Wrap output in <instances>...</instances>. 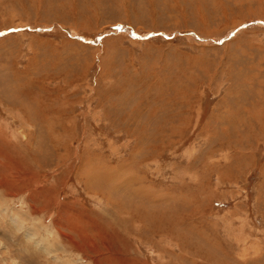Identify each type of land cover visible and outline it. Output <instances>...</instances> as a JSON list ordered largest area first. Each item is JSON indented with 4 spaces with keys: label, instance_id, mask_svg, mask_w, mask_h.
<instances>
[{
    "label": "rangeland",
    "instance_id": "rangeland-1",
    "mask_svg": "<svg viewBox=\"0 0 264 264\" xmlns=\"http://www.w3.org/2000/svg\"><path fill=\"white\" fill-rule=\"evenodd\" d=\"M0 264H264V0H0Z\"/></svg>",
    "mask_w": 264,
    "mask_h": 264
}]
</instances>
